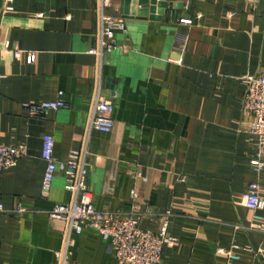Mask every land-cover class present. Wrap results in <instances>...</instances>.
Wrapping results in <instances>:
<instances>
[{"label":"crops","instance_id":"crops-1","mask_svg":"<svg viewBox=\"0 0 264 264\" xmlns=\"http://www.w3.org/2000/svg\"><path fill=\"white\" fill-rule=\"evenodd\" d=\"M154 6L146 17H125L123 0H112L106 12L125 30L99 67L89 53L97 0H0V143L27 148L0 174V264H54L62 246L64 222L48 212L70 196L61 172L41 195L44 135L53 137L57 160L86 140L97 209L135 211L153 233L171 212L167 234L175 242L163 247L161 264H264V233L248 228L253 211L243 204L250 182L264 201V168L251 164L257 140L241 107L245 77L264 73V0ZM96 91L114 104L108 133L88 130ZM59 98L67 107L41 117L24 109ZM18 203L25 211L15 210ZM71 251L77 264H117L92 229L74 237Z\"/></svg>","mask_w":264,"mask_h":264},{"label":"built area","instance_id":"built-area-1","mask_svg":"<svg viewBox=\"0 0 264 264\" xmlns=\"http://www.w3.org/2000/svg\"><path fill=\"white\" fill-rule=\"evenodd\" d=\"M111 2L112 0H97V43L89 49V53L97 56L99 67L102 58L118 48L115 42L116 32L125 30L123 19L106 12ZM21 53V51L15 50L14 55L20 57ZM33 60L34 53L29 52L27 62L30 63ZM1 78L2 75H0V84ZM245 80L246 87L241 107L242 112L252 117L249 132L256 137L257 152L252 158L251 164L254 170L259 172L264 168V73L249 74ZM66 107V102L60 98L54 101L24 104V109L29 116L38 117L50 110ZM113 111L114 104L101 98L96 91L91 104L88 130L110 132L114 124ZM53 149V137L44 135L41 157L46 162V167L41 195L43 197L49 195L55 174L61 172L65 176L64 189L70 196L68 201L55 203L48 212L50 217L64 222L62 246L55 252L56 261L54 264H77L71 258V249L74 245V237L85 229L95 230L109 244L117 264H161L163 247L173 245L175 242L167 234L168 217L171 216V212L165 211L166 217L162 220L158 232L153 233L139 226L140 214L135 211L115 212L97 209L93 203L92 192L86 182L88 166L86 140L83 148L72 150L66 160H57L54 157ZM26 154L27 148L24 144L11 146L0 143V174L4 169L15 166L17 161ZM131 197H135L134 190L131 192ZM243 204L253 211L254 222L248 228L258 229L264 233V217L259 213L264 208V201L259 195L257 182H250L247 185L243 194ZM15 210L23 212L25 208L21 203H18ZM5 211L6 209L0 202V212ZM232 248H237V246L232 245ZM228 257L230 259L237 258L230 251Z\"/></svg>","mask_w":264,"mask_h":264},{"label":"water","instance_id":"water-1","mask_svg":"<svg viewBox=\"0 0 264 264\" xmlns=\"http://www.w3.org/2000/svg\"><path fill=\"white\" fill-rule=\"evenodd\" d=\"M156 3L157 0H123V15L125 17H133V16L146 17L149 11L150 13H154L155 11L154 5ZM137 6L142 8L137 9ZM148 6L150 7L148 8ZM168 16H170L169 13Z\"/></svg>","mask_w":264,"mask_h":264}]
</instances>
